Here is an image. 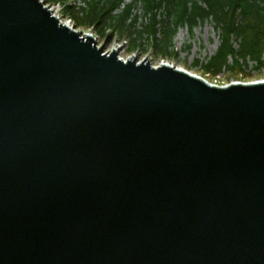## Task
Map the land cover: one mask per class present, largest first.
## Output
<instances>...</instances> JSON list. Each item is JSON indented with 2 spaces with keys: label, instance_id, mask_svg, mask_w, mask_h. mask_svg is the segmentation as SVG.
I'll use <instances>...</instances> for the list:
<instances>
[{
  "label": "water",
  "instance_id": "water-1",
  "mask_svg": "<svg viewBox=\"0 0 264 264\" xmlns=\"http://www.w3.org/2000/svg\"><path fill=\"white\" fill-rule=\"evenodd\" d=\"M0 264H264V81L124 61L0 0Z\"/></svg>",
  "mask_w": 264,
  "mask_h": 264
},
{
  "label": "rangeland",
  "instance_id": "rangeland-1",
  "mask_svg": "<svg viewBox=\"0 0 264 264\" xmlns=\"http://www.w3.org/2000/svg\"><path fill=\"white\" fill-rule=\"evenodd\" d=\"M40 1L62 24L72 27L82 36H91L105 53L110 50L117 51L120 59L148 61L154 67L168 64L218 87L231 83L264 81V52L260 62L253 60L262 47L264 27L258 25L253 17L250 5L252 0H222V4L227 6L237 1V7L227 9L228 19L231 21L218 27L211 20L200 22L192 31H189L187 26H182L171 43L168 40L169 33L168 42H165V29L171 23L163 9L144 15L140 5L136 4L125 25V31L121 33L120 27L109 28L106 25L107 18L82 17L84 12L80 8L85 7L83 0H61L58 3L50 0ZM134 1L125 0L121 5H109L108 11L113 10L112 14L116 16L124 5L134 4ZM202 7L204 8V5ZM153 16L158 22L157 25H153ZM179 36L181 37L177 41ZM226 45L228 50L225 49ZM222 50L228 52L221 56ZM218 53L216 60L221 57L226 68L216 73V70L208 68L211 67L210 60ZM246 53L250 56L243 59Z\"/></svg>",
  "mask_w": 264,
  "mask_h": 264
},
{
  "label": "trees",
  "instance_id": "trees-1",
  "mask_svg": "<svg viewBox=\"0 0 264 264\" xmlns=\"http://www.w3.org/2000/svg\"><path fill=\"white\" fill-rule=\"evenodd\" d=\"M52 2H60L61 0H50ZM84 8H80L84 13L82 17L93 18L101 17V19H106V25L109 28H114L115 26L120 27L119 31L123 33L125 30V25L127 21L130 19L132 15L133 8L136 4L140 5V9L143 11L144 15H149L151 13L157 12L160 9L165 10L167 15V20L170 21L171 24L167 26L165 29L166 41L172 42L174 35L177 33V30L182 26H187L189 31L200 22L206 21H214L216 27L222 26L226 22H229V15L227 13L228 8L237 7V1L235 4L230 6L222 4V0H135L134 4L124 5L122 10L118 15L114 16L113 10L108 11L109 5L114 4H123L125 0H83ZM242 1V0H239ZM253 2L250 4L251 9L253 11V17L258 25L264 27V0H252ZM242 5L241 3H239ZM204 5V8L202 7ZM239 5V6H240ZM232 23V22H230ZM155 17L153 16V25H157ZM168 33L170 34L169 39ZM264 35V31H263ZM261 49L258 55L253 58V60L260 62L261 54L264 52V38L261 40ZM225 49L228 50L227 45ZM222 50L221 56H224L228 51ZM248 55V56H247ZM219 53L216 54L214 59L210 60V70H216V73H219L224 68H226L225 64H223V59H217ZM249 58L250 54H244L243 59L246 57ZM214 62V63H213ZM231 68V67H229Z\"/></svg>",
  "mask_w": 264,
  "mask_h": 264
},
{
  "label": "bare ground",
  "instance_id": "bare-ground-1",
  "mask_svg": "<svg viewBox=\"0 0 264 264\" xmlns=\"http://www.w3.org/2000/svg\"><path fill=\"white\" fill-rule=\"evenodd\" d=\"M181 36H179L176 40L178 41L179 40V38H180ZM132 59V58H131ZM122 60H124V59H122ZM129 60H130V58H129ZM125 61V60H124ZM166 65H168V64H166ZM173 67V66H172ZM179 70V69H178ZM182 71V70H181ZM184 71V70H183ZM184 72H186V71H184ZM188 73V72H187ZM189 74V73H188ZM190 75H192V74H190ZM192 76H194V75H192ZM195 77H197V76H195ZM262 82V81H261Z\"/></svg>",
  "mask_w": 264,
  "mask_h": 264
}]
</instances>
